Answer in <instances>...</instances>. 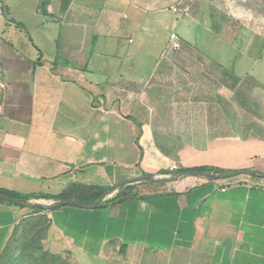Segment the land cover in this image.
<instances>
[{
	"label": "crops",
	"instance_id": "obj_1",
	"mask_svg": "<svg viewBox=\"0 0 264 264\" xmlns=\"http://www.w3.org/2000/svg\"><path fill=\"white\" fill-rule=\"evenodd\" d=\"M172 165L264 176V0H0V191L113 188L42 211L72 264H264V180Z\"/></svg>",
	"mask_w": 264,
	"mask_h": 264
},
{
	"label": "rangeland",
	"instance_id": "obj_2",
	"mask_svg": "<svg viewBox=\"0 0 264 264\" xmlns=\"http://www.w3.org/2000/svg\"><path fill=\"white\" fill-rule=\"evenodd\" d=\"M25 211L28 217L13 230L0 252V264H72L70 248L53 230L45 212Z\"/></svg>",
	"mask_w": 264,
	"mask_h": 264
},
{
	"label": "water",
	"instance_id": "obj_3",
	"mask_svg": "<svg viewBox=\"0 0 264 264\" xmlns=\"http://www.w3.org/2000/svg\"><path fill=\"white\" fill-rule=\"evenodd\" d=\"M186 176H197V177L207 178V179H211V180H227V179H232V178H236L239 176H247V177L252 178V179L264 180V176L258 175L257 173H254L251 171H244V172L237 171L234 173L222 174V175H213V174H209V173L190 172V173H187ZM183 177H184V175H181V174L175 175L173 177H163L160 179L159 178H153L150 176H146V177L142 178L141 181H149V182L158 181V182H163V183H176L179 180H181ZM103 199H104V197H103ZM103 199H101L100 201H98L97 203H94L92 205H84V204L77 203V202H74L71 200H65V201H60V202H56V203H46L44 201L23 202L20 199L10 198V197H7V196L0 194V200H2L3 202H6V203H9L12 205H16L18 207L26 208L28 210H39V211H50V210L59 209V208L65 207V206H74V207H78L81 209H94L101 204Z\"/></svg>",
	"mask_w": 264,
	"mask_h": 264
},
{
	"label": "trees",
	"instance_id": "obj_4",
	"mask_svg": "<svg viewBox=\"0 0 264 264\" xmlns=\"http://www.w3.org/2000/svg\"><path fill=\"white\" fill-rule=\"evenodd\" d=\"M190 172H196V173H209L213 175H219V174H224L222 171L212 169V168H196V169H188V170H179L175 174H181L184 175L183 178H188L187 173ZM162 175H167V173H162ZM197 178V177H194ZM134 188H129L124 190L123 192H119L115 198L112 200L121 198V197H126L129 196L132 193V190ZM113 190L111 189H101L97 187H79V186H71L68 191L64 192L63 194L59 195L58 197L55 198L57 201H65V200H75L77 203L85 204V205H92L94 203H97L99 200H101L106 193H110ZM0 194L10 197V198H15V199H20L23 202H28L27 197H19L13 194H8L5 192H1ZM37 199H44L45 197H36ZM0 202H3L0 200ZM9 204V203H8ZM12 205V204H9ZM17 207L16 205H13ZM34 211H39V210H34Z\"/></svg>",
	"mask_w": 264,
	"mask_h": 264
},
{
	"label": "built area",
	"instance_id": "obj_5",
	"mask_svg": "<svg viewBox=\"0 0 264 264\" xmlns=\"http://www.w3.org/2000/svg\"><path fill=\"white\" fill-rule=\"evenodd\" d=\"M170 11L179 18L189 14V9L187 7L180 9L177 6H173L170 8ZM169 44L173 50H178L180 48V40L176 33L172 32L170 34ZM177 171H179L177 165H172L168 168L167 175H164L163 177H172Z\"/></svg>",
	"mask_w": 264,
	"mask_h": 264
}]
</instances>
